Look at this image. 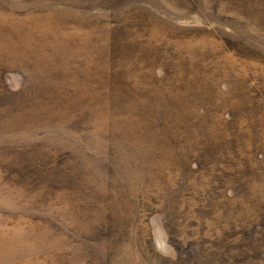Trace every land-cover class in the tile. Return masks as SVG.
Returning a JSON list of instances; mask_svg holds the SVG:
<instances>
[{
	"label": "rangeland",
	"instance_id": "obj_1",
	"mask_svg": "<svg viewBox=\"0 0 264 264\" xmlns=\"http://www.w3.org/2000/svg\"><path fill=\"white\" fill-rule=\"evenodd\" d=\"M0 264H264V0H0Z\"/></svg>",
	"mask_w": 264,
	"mask_h": 264
}]
</instances>
